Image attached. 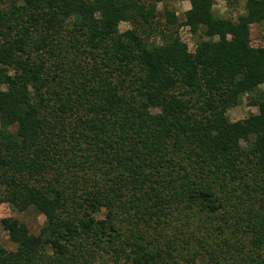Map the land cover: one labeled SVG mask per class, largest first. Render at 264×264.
Instances as JSON below:
<instances>
[{
    "label": "trees",
    "instance_id": "obj_1",
    "mask_svg": "<svg viewBox=\"0 0 264 264\" xmlns=\"http://www.w3.org/2000/svg\"><path fill=\"white\" fill-rule=\"evenodd\" d=\"M171 1L0 0V264H264V0Z\"/></svg>",
    "mask_w": 264,
    "mask_h": 264
},
{
    "label": "rangeland",
    "instance_id": "obj_2",
    "mask_svg": "<svg viewBox=\"0 0 264 264\" xmlns=\"http://www.w3.org/2000/svg\"><path fill=\"white\" fill-rule=\"evenodd\" d=\"M245 1L246 0H237L233 2V4L227 3L225 0H217L215 4V13L218 16L223 17H231L236 19L239 14L245 12ZM170 6L173 7L180 15L188 10L191 7V3L188 0H172L170 2ZM163 5L159 4V9H162ZM131 27L129 22H122L120 24L121 31H125ZM264 33V23L263 24H253L251 30V36L254 41H257L261 38ZM195 45L193 43L190 44V49L194 50ZM4 87V86H3ZM261 89H264V85H261ZM153 112H158V109H153ZM258 112V106L250 105L248 102V96L245 95L243 97V102L235 107H231L228 110V116L232 121L243 120L247 118L252 113ZM3 188L0 187V194L2 193ZM105 209L99 212L98 217H105ZM4 217H14L19 218L22 221H25L33 233H38L40 231V227L45 222V216L41 214L38 210L31 207L27 210L20 211L16 207L12 206L10 203H1L0 204V245L5 246L9 249L15 248L16 244H14L7 233L4 230L1 220ZM172 234L175 232V229H170Z\"/></svg>",
    "mask_w": 264,
    "mask_h": 264
},
{
    "label": "built area",
    "instance_id": "obj_3",
    "mask_svg": "<svg viewBox=\"0 0 264 264\" xmlns=\"http://www.w3.org/2000/svg\"><path fill=\"white\" fill-rule=\"evenodd\" d=\"M187 29H188V28H183V29H182L183 33H186Z\"/></svg>",
    "mask_w": 264,
    "mask_h": 264
}]
</instances>
